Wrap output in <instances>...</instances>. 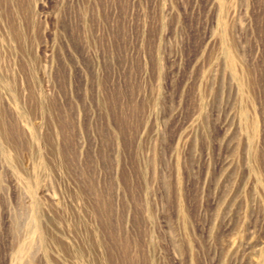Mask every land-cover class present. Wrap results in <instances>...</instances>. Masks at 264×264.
<instances>
[{
  "label": "rangeland",
  "instance_id": "rangeland-1",
  "mask_svg": "<svg viewBox=\"0 0 264 264\" xmlns=\"http://www.w3.org/2000/svg\"><path fill=\"white\" fill-rule=\"evenodd\" d=\"M0 264H264V0H0Z\"/></svg>",
  "mask_w": 264,
  "mask_h": 264
}]
</instances>
